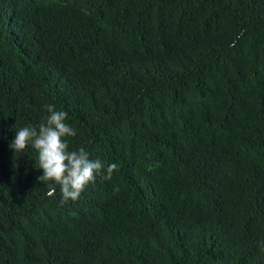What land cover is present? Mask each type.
<instances>
[{
  "label": "trees",
  "instance_id": "1",
  "mask_svg": "<svg viewBox=\"0 0 264 264\" xmlns=\"http://www.w3.org/2000/svg\"><path fill=\"white\" fill-rule=\"evenodd\" d=\"M45 104L118 165L76 201ZM0 264H264V0H0Z\"/></svg>",
  "mask_w": 264,
  "mask_h": 264
},
{
  "label": "clouds",
  "instance_id": "2",
  "mask_svg": "<svg viewBox=\"0 0 264 264\" xmlns=\"http://www.w3.org/2000/svg\"><path fill=\"white\" fill-rule=\"evenodd\" d=\"M43 108L48 113L44 122L17 130L10 148L14 152H21L31 146L37 152L38 169L43 171V175L37 179L47 185L46 195L55 196L58 187L63 204L68 200L79 199L86 187L94 183L98 176L111 180L118 165H105L99 158L90 159L84 147L69 150L66 138L75 136L76 129L66 122L68 113L57 110L54 104H45Z\"/></svg>",
  "mask_w": 264,
  "mask_h": 264
}]
</instances>
